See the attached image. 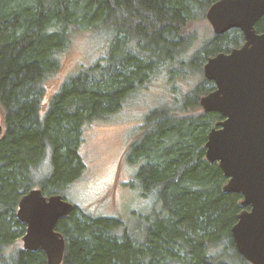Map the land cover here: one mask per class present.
Returning a JSON list of instances; mask_svg holds the SVG:
<instances>
[{
    "label": "trees",
    "instance_id": "trees-1",
    "mask_svg": "<svg viewBox=\"0 0 264 264\" xmlns=\"http://www.w3.org/2000/svg\"><path fill=\"white\" fill-rule=\"evenodd\" d=\"M214 1L0 0V264H48L41 250H8L25 231L18 201L32 188L66 199L85 168V123L110 118L154 75L201 70L207 56L241 43L230 29L185 55L197 38L191 22ZM255 29L264 32V16ZM73 31L105 35L106 53L44 100ZM213 88L203 77L176 104L144 114L126 159L136 165L130 186L151 196L150 207L130 228L74 206L56 225L65 241L60 264H251L231 235L242 195L223 190L227 178L205 157L207 133L222 117L189 111Z\"/></svg>",
    "mask_w": 264,
    "mask_h": 264
},
{
    "label": "water",
    "instance_id": "water-1",
    "mask_svg": "<svg viewBox=\"0 0 264 264\" xmlns=\"http://www.w3.org/2000/svg\"><path fill=\"white\" fill-rule=\"evenodd\" d=\"M205 16L216 35L237 28L245 39L206 60L204 77L215 88L199 103L222 117L207 133L205 157L227 178L223 190L242 195L243 209L231 226L235 247L251 264H264V32L255 29L264 0H216ZM3 131L0 116V138ZM73 209L61 194L46 196L40 188L21 195L16 217L25 224L23 249L41 250L48 264H60L65 241L56 225Z\"/></svg>",
    "mask_w": 264,
    "mask_h": 264
},
{
    "label": "rangeland",
    "instance_id": "rangeland-1",
    "mask_svg": "<svg viewBox=\"0 0 264 264\" xmlns=\"http://www.w3.org/2000/svg\"><path fill=\"white\" fill-rule=\"evenodd\" d=\"M190 30L196 32L197 38L186 48L187 57L194 54L202 43L207 45L213 39V30L206 16L191 22ZM106 39L105 35L89 31H73L67 48L59 55V70L45 83L44 100L69 75L87 69L101 54L106 53ZM160 74L148 79L147 84L107 120L85 123V141L81 147L85 168L79 179L66 189L65 195L80 214L117 217L132 228L138 221L137 216L144 213V208L150 207L151 196H140L139 188L133 187L134 190L130 186L136 165L126 159L129 143L140 136L139 127L146 112L162 104H176L177 99L190 93L203 78L199 68L184 75L170 77L166 73L165 77ZM189 111L198 113L201 107L194 106ZM0 116L2 120L1 110ZM16 248H23L21 236L8 250Z\"/></svg>",
    "mask_w": 264,
    "mask_h": 264
},
{
    "label": "flooded vegetation",
    "instance_id": "flooded-vegetation-1",
    "mask_svg": "<svg viewBox=\"0 0 264 264\" xmlns=\"http://www.w3.org/2000/svg\"><path fill=\"white\" fill-rule=\"evenodd\" d=\"M232 29H237V28H232ZM239 30V29H238ZM240 31V30H239ZM227 32V31H226ZM241 32V31H240ZM241 34H242V32H241ZM213 35H216L214 32H213ZM216 36H219V35H216ZM242 36H243V34H242ZM244 41H245V39H244V36H243V39H242V41H241V43L239 44V45H233V46H230L227 50H225V51H221V52H229L232 48H235V47H239V46H241L243 43H244ZM218 53V52H217ZM216 53H214V54H212V55H210V56H207V58L202 62V67H201V70H202V74H203V77H204V73H203V65H204V63L206 62V60L209 58V57H211V56H213V55H215ZM205 78V77H204ZM206 79V78H205ZM206 80H208V79H206ZM208 81H210V80H208ZM210 82H212L213 83V85H214V82L213 81H210ZM214 88H215V86H214ZM214 88L212 89V90H214ZM212 90H210V91H212ZM209 91V92H210ZM205 95V94H204ZM200 99V98H199ZM199 99H198V103H199ZM199 105H200V103H199ZM200 107H201V105H200ZM201 111H204L203 109H202V107H201ZM25 232V231H24ZM24 234V233H23Z\"/></svg>",
    "mask_w": 264,
    "mask_h": 264
}]
</instances>
